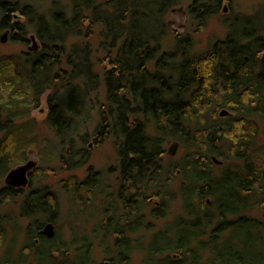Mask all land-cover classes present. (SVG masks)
<instances>
[{
  "label": "trees",
  "instance_id": "16d2710c",
  "mask_svg": "<svg viewBox=\"0 0 264 264\" xmlns=\"http://www.w3.org/2000/svg\"><path fill=\"white\" fill-rule=\"evenodd\" d=\"M221 1L54 0L48 13L31 4L0 2V31L19 28L22 34L13 32L12 38L25 40L32 30L41 43L34 53L0 54V127L5 124L0 176L24 159L28 146L37 143L34 120L22 119L30 116L40 96L50 89L47 121L66 151L61 150L60 161L69 169L85 164L91 135H112L121 172L117 209L122 205L126 209L122 216L118 210L112 214L109 223L103 220L100 229L93 226L91 240L82 239L70 258L55 238L38 234L45 220L57 221V197L54 192L33 193L31 203L21 207L24 215L34 218L27 233L29 251L13 254L9 250L2 264H60L54 255L58 252L62 264H96L94 244L105 248L108 256L115 232L119 235L116 252L109 256L120 264H130L137 250H143V264H264V217L248 213L255 207L264 211V141L260 135L264 128V36L255 34L253 22L246 17L244 26L234 28L232 23L226 38L216 41L208 52L193 53L190 32L164 47L171 11L187 4L192 28L198 31ZM17 10L29 15V27L11 21V12ZM260 13L264 20V8L256 15ZM96 29L98 48L108 65L102 73L92 60L90 37ZM102 84L105 97L91 133L86 129L91 95L99 93ZM220 107L230 108L233 115L221 119ZM171 142L183 155L166 163V145ZM41 155L51 160L55 152L43 150ZM89 176L84 181L75 175L65 180L81 209L86 192L90 198L97 193L99 175L91 168ZM176 178L180 181L174 190ZM15 195L8 188L1 189L0 208ZM177 195L186 215L176 216L167 227L144 238L136 228V217L143 211L145 230H151L155 223L148 219L167 217ZM111 198L107 190L104 202ZM154 200L158 206L156 202L150 205ZM125 219L131 228L126 236ZM6 234L0 219V245Z\"/></svg>",
  "mask_w": 264,
  "mask_h": 264
},
{
  "label": "rangeland",
  "instance_id": "374dc122",
  "mask_svg": "<svg viewBox=\"0 0 264 264\" xmlns=\"http://www.w3.org/2000/svg\"><path fill=\"white\" fill-rule=\"evenodd\" d=\"M7 1V0H0ZM20 4H31L37 8L39 12H49L52 7L54 0H8ZM62 2L64 0H61ZM187 4L175 8L168 14L170 32L167 37V40L164 42V47L167 48L170 45H173L176 36L184 35L185 33L190 32L193 36V53L202 54L203 51H209L212 45L218 41L223 40L227 36L228 30H232L233 27L230 25L233 23L234 28H239L244 26L245 18L247 17L251 23L253 22V27H255V34L257 36H264V22L261 26H255L258 23L264 21L257 16L258 12L264 8V0H222L221 6L217 9L215 14L210 16L206 21L205 25L198 31H195L191 18L186 10ZM226 7V9H225ZM257 14V15H256ZM11 21L15 23H22V26L29 27V15H24L21 11L17 10L11 12L10 15ZM261 20H260V19ZM259 19V20H258ZM19 28H16V32L11 29H3L0 31V54L7 55H18L20 53L28 54L34 53L41 48V43L37 36L30 30L26 36L27 39H13L12 33L22 34ZM98 29L95 30L94 34L90 37L91 46L93 50V64L96 71L102 73L104 67L108 66L107 61H105V54L99 50V38H98ZM7 33L6 41H2L1 38ZM32 35L35 36L36 42L38 43L37 47H34V41ZM249 39V38H248ZM51 90L48 89L45 93L40 96L39 104L37 108H34L31 111L29 117H25L23 120L33 119L34 120V131L33 134L37 136V143L35 145H30L25 150L26 159H35L38 162L40 172L45 170L43 175L35 177L34 184L36 186L47 185L56 193V197L59 201L60 211L57 217L56 224V233L53 238L57 241L56 244L61 245L62 248L67 249L68 256L70 258L74 257V254L77 252V247L81 245L82 239L91 240V235H93V226L103 218L99 215V209L102 205V198L106 194L105 189L110 185H118V172L111 170L114 167L119 166V156L117 153V148L114 142L112 135H109L105 138H100L99 136L91 135V140L87 143L86 147L89 149V159L85 164H82L76 168L69 169L67 165L62 163L59 158V154L62 150L59 138L54 134L51 129L47 117L49 112L48 96ZM105 97V86L101 85L100 92H93L91 95V117H89V122L86 129L91 133H94L93 130L99 121L100 117V107ZM223 109L229 110V114L221 115ZM233 115V110H230L228 107H220L218 110V116L223 119ZM3 121V119H2ZM21 121V120H20ZM4 123V122H2ZM2 125V124H1ZM5 125V124H4ZM3 125V126H4ZM0 127V139L2 138L4 128ZM1 128H3L1 130ZM85 128V127H84ZM85 130V129H83ZM262 130V131H261ZM260 135L264 141V128H260ZM98 140H97V139ZM97 140V141H96ZM79 143V142H78ZM80 144V143H79ZM173 142L166 145V153L164 155L166 163H170L173 160H180L183 155V150L178 146L176 149L173 148ZM43 150H48L55 152V156L51 160H46L45 156L42 157L41 152ZM66 152L62 150V152ZM46 155L47 152L45 151ZM21 162V161H20ZM88 167H93L96 170H100L102 175H100V182L98 184L97 194L93 200L87 199V196L84 197V207L81 209L80 205L78 206L77 200L74 198L72 191L65 188V180L70 175H76L79 179H83L87 175ZM43 172V171H42ZM4 177V176H3ZM2 177L1 182L4 184V178ZM179 178H176L172 184L174 190L179 185ZM111 188V186H110ZM113 190L116 188L113 186ZM27 191V190H26ZM81 193L85 192L82 190ZM22 195L17 197L16 200H13L11 203L0 208V219L1 224L6 227L7 234L6 238L3 241V244L0 245V264L8 257L9 250H14L13 254L18 253L21 247L24 245V240L26 238L25 231L27 224L29 222L28 218H25L19 214L20 208L19 204L22 200ZM156 199V198H155ZM206 200H211L209 197H206ZM155 201V200H154ZM151 203L150 205H154ZM182 198L178 195L170 202L169 214L165 218L154 219L149 218L155 223L154 228L151 230H145L144 228L140 231L143 232V237L149 239L152 234L156 231L163 229L168 226L172 220L180 215H186L182 207ZM83 206V205H82ZM146 210L150 209V206L145 207ZM262 207H255L248 211L249 214L261 218L264 217ZM144 222V221H143ZM138 234H132L131 236H137ZM83 237V238H82ZM90 237V238H89ZM26 242V241H25ZM259 246H263L261 243H258ZM13 248V249H12ZM114 250V249H112ZM132 260L130 264H143V250H137L132 253ZM114 256L115 253L109 254ZM108 255V256H109ZM14 256V255H13ZM59 260L61 259L59 254H56ZM60 256V257H59ZM93 261L96 264L102 263L106 258V253L104 248L99 245H95L92 248ZM31 261L33 260V255L30 256ZM142 258V259H141ZM64 262V260H63Z\"/></svg>",
  "mask_w": 264,
  "mask_h": 264
},
{
  "label": "flooded vegetation",
  "instance_id": "af4514ba",
  "mask_svg": "<svg viewBox=\"0 0 264 264\" xmlns=\"http://www.w3.org/2000/svg\"><path fill=\"white\" fill-rule=\"evenodd\" d=\"M230 112V111H229ZM28 160H30V159H26V157L24 156V159L21 161V162H18L17 164H15V165H13V166H11V167H8L6 170H5V172L0 176V190L2 189H5V188H8L9 190H11V192H15L16 193V195L15 196H13V197H9L8 199H7V201H6V204L5 205H3L2 207H4V206H6L7 204H9V203H11L13 200H16L17 199V197H19V196H21L22 195V200H21V202H20V204H19V208H20V211H19V214H21V216H23V217H25V218H28L29 219V222H28V224H27V228H26V231H25V236H26V238H25V240H24V245L21 247V249L19 250V252H21V250L22 249H24V250H28L29 251V247L27 246V233H28V229L30 228V226L31 225H33V219L34 218H32L31 216L32 215H28L27 214V216L26 215H24V213L23 212H21V207H22V205L24 204V203H27V204H29V203H31V196H32V194L34 193V194H36V193H41V194H51L52 192H54L52 189H50L47 185H43V186H36L35 184H34V179H35V177L37 176V177H39L40 175H43L44 173H45V170H43L42 169V171L40 172V168H39V166H38V162H37V160H35V159H33V160H35L36 161V164L31 168V169H29L27 172H26V178H27V181H26V183H23V184H10V183H8L7 182V176H8V174H9V172L13 169V168H15V167H17V166H19V165H22V164H24V163H26ZM92 168V170H95V174H98L99 175V181L98 182H100V175H102V172H100V170H96V169H94L93 167H91ZM91 168L90 167H88V169H87V175H86V177H84L83 179H79L76 175V177L79 179V180H81V181H84V180H86L88 177H90L89 175H91ZM111 170H116V171H119L118 172V176H117V180H118V185H110L111 186V188H110V186L107 188V189H105L106 190V193H107V190L108 191H110L111 192V194H112V198H111V200L110 199H106L107 201L106 202H104V198H102V205L100 206V209H99V215L101 216H103V218L102 219H100L99 221H97V223L95 224V227H98L99 229L101 228V222L103 221V220H105V221H107L108 220V223H109V220H110V216L113 214V215H115V213L117 212V210H118V215H120V216H122V215H124L125 213H124V211L126 210L125 209V207H124V205H122L123 206V208L122 209H117V203H119L121 200H120V196H121V194H120V191H118V190H120L119 189V187L121 186V184H120V169H119V167H114L113 169L111 168ZM4 176V177H3ZM2 177L4 178V184L1 182V179H2ZM67 179V178H66ZM21 180V177H19L18 179H17V181H20ZM99 184V183H98ZM115 187L116 189L115 190H113L112 189V187ZM68 186L67 185H65V188H67ZM27 190V191H26ZM97 190H98V188H97ZM93 193V192H92ZM54 194H55V196H56V193L54 192ZM82 195H85L84 193H81ZM94 194V193H93ZM95 194H97V193H95ZM94 194V195H95ZM92 196V198H90V196H88V192H86V195L85 196H87V199H90V200H93L94 198H95V196ZM58 200V199H57ZM109 202V203H108ZM154 202H156V206H158V204H159V201H154ZM208 202L210 203V200H208ZM108 203V210L107 211H109V213H111V214H109L107 211H105V206H106V204ZM1 207V208H2ZM107 209V208H106ZM144 217V218H143ZM136 218H138V224L136 225V228L138 227V228H140L139 229V232L144 228H146V219H147V216L145 215V213L142 211V213H140L139 214V216L138 217H136ZM126 220H128V219H125V222L123 223V225H122V229H123V232H124V235L126 236V235H129V233H131V228H130V225H129V221H126ZM144 221V222H143ZM55 220H49V219H47V220H45L44 222H43V224L40 226V228L38 229V234L39 235H42V236H45L47 239H52L54 236H55V233H56V224H55ZM48 223H52L53 224V230H54V232H53V235L52 236H48L47 235V233H45V232H43V229L46 227V225L48 224ZM137 228V229H138ZM130 230V231H129ZM101 233H103V232H101ZM104 234V233H103ZM102 234V235H103ZM119 235H118V233L117 232H115L114 233V235H113V237H112V239H111V241H112V246L113 247H111V250H110V252L111 253H115L116 252V250H115V238L116 237H118ZM35 240V242L36 243H38L39 242V238H35L34 239ZM26 241V242H25ZM112 249H114V250H112ZM18 252V253H19ZM104 252L106 253V249L104 248ZM109 251H108V253H110ZM56 254H59L60 256V260H59V258H58V262L60 263V264H62L63 263V259H62V253L60 252H58V253H54V255L56 256ZM113 259L110 257V256H106V258H105V260L102 262V263H100V264H120V263H118V262H113L112 261ZM33 264H36L35 263V261L33 262Z\"/></svg>",
  "mask_w": 264,
  "mask_h": 264
},
{
  "label": "water",
  "instance_id": "95a60500",
  "mask_svg": "<svg viewBox=\"0 0 264 264\" xmlns=\"http://www.w3.org/2000/svg\"><path fill=\"white\" fill-rule=\"evenodd\" d=\"M226 9V7H225ZM175 10V9H174ZM6 36H7V33H5V35L1 38V40L4 42L6 41ZM33 41H34V47H37L38 46V43L36 42V39H35V36L32 35L31 36ZM229 114V110L227 109H223L221 111V115H227ZM215 161H219L216 157H213ZM220 162V161H219ZM36 164V161L33 160V159H30L28 160L26 163L22 164V165H19L15 168H13L8 176H7V182L10 183V184H23V183H26L27 181V178H26V172L31 169L34 165ZM21 177V180L20 181H17V179ZM43 232L47 233L48 236H52L53 235V224L52 223H48L46 225V227L43 229Z\"/></svg>",
  "mask_w": 264,
  "mask_h": 264
}]
</instances>
